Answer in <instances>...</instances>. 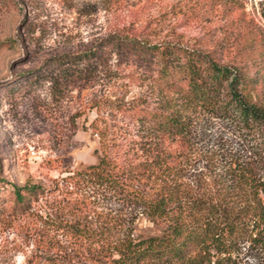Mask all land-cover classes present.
I'll use <instances>...</instances> for the list:
<instances>
[{
	"label": "trees",
	"instance_id": "obj_1",
	"mask_svg": "<svg viewBox=\"0 0 264 264\" xmlns=\"http://www.w3.org/2000/svg\"><path fill=\"white\" fill-rule=\"evenodd\" d=\"M197 2L234 20L246 17L241 0ZM257 8L264 21V0ZM194 43L181 34L152 41L117 29L28 73L29 83L52 75L54 87L62 89L114 63L134 68L140 85L151 90L149 101L118 102L132 127L99 133L94 163L68 171L63 183L51 187L13 186V219L30 218L37 232L35 262L228 264L242 243L264 251L263 41L235 46L230 61L221 57L219 42L209 48ZM201 116L221 119L244 142L221 153L206 180L204 172L199 178L184 174ZM138 214L162 224L160 233L134 237L130 229Z\"/></svg>",
	"mask_w": 264,
	"mask_h": 264
},
{
	"label": "rangeland",
	"instance_id": "obj_2",
	"mask_svg": "<svg viewBox=\"0 0 264 264\" xmlns=\"http://www.w3.org/2000/svg\"><path fill=\"white\" fill-rule=\"evenodd\" d=\"M197 1L0 0V264H46L31 257L37 232L30 218L13 219V186L51 187L63 183L60 179L68 171L94 163L99 133L132 127L118 102L139 97L149 101L151 93L149 86L140 85L134 68H115L114 63L62 89L54 87L52 75L29 83L28 73L49 57L85 50L117 29L152 41L181 34L205 48L216 41L225 61L232 60L235 46L260 41L264 45L259 0H241L246 14L242 20L223 16L219 8H198ZM261 87L264 91V82ZM195 131L191 164L184 172L188 178H196V172L198 178L204 172L203 180L212 177L220 163L215 159L244 144L217 117H199ZM161 228L138 214L130 230L134 237H145L159 234ZM228 264H264V251L242 243Z\"/></svg>",
	"mask_w": 264,
	"mask_h": 264
}]
</instances>
